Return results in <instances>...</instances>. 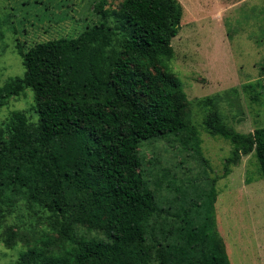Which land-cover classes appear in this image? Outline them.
<instances>
[{"label": "trees", "instance_id": "1", "mask_svg": "<svg viewBox=\"0 0 264 264\" xmlns=\"http://www.w3.org/2000/svg\"><path fill=\"white\" fill-rule=\"evenodd\" d=\"M106 4L97 5L101 22L78 36L22 50L24 75L0 85V109L31 88L38 113L33 124L13 111L0 127V231L7 246H26L12 264H232L213 202L195 226L187 208L165 211L140 152L145 141L184 134L183 149L206 162L181 79L167 65L184 6L123 0L110 23ZM204 124L235 146L225 173L255 151L264 175V126L239 132L214 106ZM20 195L47 212L40 228H25L30 238L6 225Z\"/></svg>", "mask_w": 264, "mask_h": 264}, {"label": "rangeland", "instance_id": "2", "mask_svg": "<svg viewBox=\"0 0 264 264\" xmlns=\"http://www.w3.org/2000/svg\"><path fill=\"white\" fill-rule=\"evenodd\" d=\"M100 1L0 0V85L24 75L22 50L49 39L76 37L100 23ZM122 1L107 0L110 23L117 22L114 11ZM180 1L184 15L167 65L181 79L188 120L197 129L206 162L183 149L179 138L184 134L170 135L142 143L146 173L159 205L171 212L187 208L191 226L204 222L213 202L217 230L232 264H264V175L257 154H242L225 173L235 146L210 134L204 124L214 106L229 128L252 133L264 126V0ZM16 110L37 122L31 88L0 109V127ZM211 187L214 196L206 195ZM23 196H18L17 210L6 225L30 238L25 228H40L41 215L47 212L30 206ZM25 249L24 241L7 246L0 231V264L16 262Z\"/></svg>", "mask_w": 264, "mask_h": 264}]
</instances>
